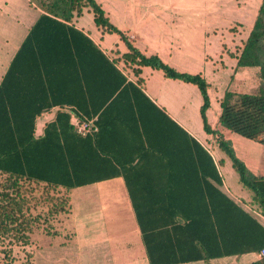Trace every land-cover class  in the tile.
Wrapping results in <instances>:
<instances>
[{"label": "trees", "instance_id": "obj_1", "mask_svg": "<svg viewBox=\"0 0 264 264\" xmlns=\"http://www.w3.org/2000/svg\"><path fill=\"white\" fill-rule=\"evenodd\" d=\"M40 7L45 12L31 27L0 83V240L6 243L7 259L3 264H12L8 260L11 245L30 244L31 234L41 224L44 223L48 235L59 233L53 221L71 209L68 189L118 175L115 169H110L114 168L112 160L100 157L94 136L80 135L70 123L67 105L87 111L88 104L101 111L102 118L117 105L137 107L140 115L138 118L134 115V121H142L144 134L147 137L183 136L184 157H188L184 166L197 170L193 176L125 175L151 264L260 253L264 247V225L212 182L211 179L222 184V176L201 144L193 141L184 129L179 133L163 126L153 110L141 109L145 104L155 105L137 84L126 83L123 74H102L103 87L91 94L95 99L89 103L80 100L77 94L82 78L79 79L78 74H63L66 66L63 55H68L69 65L78 71L77 58L86 56L92 60L94 52L100 57L103 73L119 72L115 60L72 23L75 16L88 9L99 29L121 34L102 4L97 0H42ZM122 37L130 49L122 55L126 61L162 69L168 77L199 87L203 97L200 113L204 129L208 133L215 132L207 115L211 103L208 81L201 74L179 72L156 55L142 54L123 34ZM26 54H31V60L23 57ZM231 55L237 58V68L256 69L261 83L255 93L225 91L220 100L219 126L264 144V1L243 46ZM87 66L93 68V64ZM135 71L139 73L140 69ZM64 82L68 91L64 89ZM56 105L60 108L55 119L47 123L43 134L37 135V117ZM98 124L103 127L101 117ZM189 138L193 146H197V157L187 141ZM219 146L231 158L241 184L250 192V204L264 215V176L248 168L230 141L221 139ZM96 156L100 158V169L96 175H87L85 168L94 167ZM180 182L196 183L197 189H159L162 183ZM42 207L43 212L39 211ZM166 232H174L182 246V256L171 261L159 257V245ZM251 264H264V256Z\"/></svg>", "mask_w": 264, "mask_h": 264}, {"label": "crops", "instance_id": "obj_2", "mask_svg": "<svg viewBox=\"0 0 264 264\" xmlns=\"http://www.w3.org/2000/svg\"><path fill=\"white\" fill-rule=\"evenodd\" d=\"M6 1L0 0V83L31 27L45 12L33 2V5L23 6L21 1L8 11ZM97 1L102 4L111 22L121 30V34L99 29L94 22L93 13L88 9L82 15L75 16L72 23L88 35L110 59L115 60L114 64L120 73H103L100 57L97 58L95 52L92 60L86 56L77 58L78 71L69 65L68 55H63L66 60L63 74H78L79 79L82 78V84L80 80L77 85V94L82 97L81 99L79 96V99L93 102L95 97L92 99L91 94L103 87L102 74H123L126 83L137 84L154 102L155 107L145 104L141 109L153 110L163 126L179 133L184 129L193 141L201 144L212 156L222 176V184L211 179L212 182L264 225V215L249 202L250 192L242 184H233L234 190L227 184L226 174L232 175L235 169L231 158L219 146L221 139L230 141L236 154L248 168L254 174L264 176V144L219 126L220 100L227 89L245 93H255L259 89L261 78L258 71L250 67L237 68V58L231 53H238V49L243 46L264 0H258L254 4L250 22L248 26H244V36L234 46H231V42L235 36H230L229 30L224 34V25L208 23L205 21L207 19L200 18V12L196 8L170 6L165 0ZM87 13L92 14V22L84 20ZM202 14L205 15L206 11ZM122 34L142 54L156 55L177 71L201 74L208 81L211 103L207 115L215 132L208 133L204 129L200 113L203 97L199 87L182 79L168 77L162 69L150 65L138 66L126 61L122 55L130 49ZM226 42L227 49L224 45ZM23 57L28 60L32 58L31 54ZM88 64H93V68H88ZM30 65L31 68L34 67L33 64ZM136 69H140V72L137 73ZM63 85L65 91H68L65 82ZM212 90L215 92L214 96ZM188 96L196 98L195 106L201 117L202 135H197L184 123L182 110L186 108V103L182 97L187 99ZM59 108V105L53 106L37 117V135L44 133L45 126L55 119ZM69 109H75L86 117L96 118L97 124L101 117L103 127L100 128L98 124L97 135H90L94 136L100 157L110 158L114 164V168L110 169H115L114 172L118 175L68 189L71 209L58 216L57 235L46 234L51 239L32 247L31 264H151L125 175H195L196 168L184 166V160L187 161L188 157H184L183 136L147 137L142 121H134V115L137 118L140 115L137 107L129 104L110 108L103 114V118L101 111L92 108L91 104H88L87 111L67 105L66 110ZM190 138L187 141H190L197 157V146H193ZM251 143L254 150L248 145ZM99 159L98 156L94 157V167L85 168L87 175L97 174L100 169ZM159 187L165 190L172 187L175 190H196L197 184L162 183ZM194 204H197L196 200ZM181 256L182 246L176 234L164 233L159 245L160 259L171 261ZM261 257L260 253L246 252L169 264H251Z\"/></svg>", "mask_w": 264, "mask_h": 264}, {"label": "rangeland", "instance_id": "obj_3", "mask_svg": "<svg viewBox=\"0 0 264 264\" xmlns=\"http://www.w3.org/2000/svg\"><path fill=\"white\" fill-rule=\"evenodd\" d=\"M26 5H33V3L41 6L42 0H7L6 6L8 11L10 7L17 5V2ZM167 5L170 6H179V7H192L199 10V17L202 19H207L208 23L224 25L225 31L223 33H227L229 30L230 36H235L234 40L231 42V46H234L236 41L238 42L244 36V26H248L252 14V10L254 9V4L258 2V0H165ZM206 11V14L203 15L202 12ZM92 14L87 13L85 16V21L87 23L92 22ZM227 42L224 44L225 49H227ZM248 74V73H247ZM212 95H215V92L212 90ZM185 96V95H184ZM182 99L186 103V108L182 110V117L185 125L191 129L197 135L203 134L202 122L199 112L196 110L195 96H188L187 99ZM181 99V101H182ZM186 120V121H185ZM252 144V145H251ZM248 144L252 146V150H254L253 143ZM226 182L230 186L232 190H234L233 184H241L239 180V175L237 172L226 174ZM39 211L43 212L44 207H42ZM35 212V211H34ZM58 217L54 219V228H56V222H58ZM57 229V228H56ZM58 230V229H57ZM44 229V223L35 229V231L31 234V242L28 245L23 244H13L11 245L12 252L11 256L8 257V260H11L12 264H31L30 254L32 252L33 246H38L41 243H44L48 240L49 237L46 235ZM51 239V238H49ZM5 248L6 243H2L0 240V264H3L7 259L5 257Z\"/></svg>", "mask_w": 264, "mask_h": 264}, {"label": "built area", "instance_id": "obj_4", "mask_svg": "<svg viewBox=\"0 0 264 264\" xmlns=\"http://www.w3.org/2000/svg\"><path fill=\"white\" fill-rule=\"evenodd\" d=\"M68 112L70 123L80 135L94 134L99 130L96 118L86 117L75 109H69ZM260 255L264 256V247L261 249Z\"/></svg>", "mask_w": 264, "mask_h": 264}, {"label": "water", "instance_id": "obj_5", "mask_svg": "<svg viewBox=\"0 0 264 264\" xmlns=\"http://www.w3.org/2000/svg\"><path fill=\"white\" fill-rule=\"evenodd\" d=\"M39 128H40V126H39Z\"/></svg>", "mask_w": 264, "mask_h": 264}]
</instances>
